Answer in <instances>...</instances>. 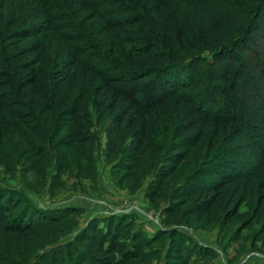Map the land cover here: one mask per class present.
<instances>
[{
  "label": "rangeland",
  "instance_id": "374dc122",
  "mask_svg": "<svg viewBox=\"0 0 264 264\" xmlns=\"http://www.w3.org/2000/svg\"><path fill=\"white\" fill-rule=\"evenodd\" d=\"M82 1L0 0V30L9 21L20 20L24 25L35 23L32 27L37 31L24 40L0 39V70L14 66V55L16 61L41 59L40 91L33 96L37 101L33 94L25 96L29 105L25 110L34 122L27 126L9 108L4 111L17 126H5L9 134L0 149V194L10 210L5 219L0 215V264H107L108 259L115 264H264L260 128L233 133L209 126L197 145L189 144L183 133L191 106L197 103L191 98L196 92L192 89L153 113L151 135L135 151L128 127L116 132L115 113L105 110L103 93L97 91L101 83L97 71H107L112 62L106 59L110 35L125 55L120 67L131 68L138 60L130 64L126 57L140 59V50L150 44L142 36L154 40L152 33H160L164 23L173 27L180 19L191 25L215 4L227 5L233 16L250 23L264 0H113L114 4L88 0V7ZM95 4L99 8L94 11ZM134 11L144 13L147 28L135 33L138 39L132 42L127 36L138 27H129L125 18ZM48 18L53 24H47ZM108 18L118 20L109 27ZM81 34L87 41L71 39ZM32 47L38 50L23 55ZM60 49L65 50L66 63L74 58L78 62L66 72L68 77L56 93L54 76L64 67L56 59ZM79 113L92 119L96 140L89 153L75 134L74 115ZM36 122L40 125L32 126ZM179 150H187V155L166 176ZM220 183L226 185L212 206L205 201L215 193L192 195L199 187ZM104 216L113 224L120 222L117 235L124 243L122 251L113 248L116 253H108L106 247L115 241L107 235L106 242L91 235L79 240L93 219ZM26 219L33 228L15 232V226ZM62 224L70 226L68 233L61 234ZM139 230L146 241L135 240ZM68 244L71 251L61 254L59 247ZM124 250L129 251L123 256Z\"/></svg>",
  "mask_w": 264,
  "mask_h": 264
},
{
  "label": "trees",
  "instance_id": "16d2710c",
  "mask_svg": "<svg viewBox=\"0 0 264 264\" xmlns=\"http://www.w3.org/2000/svg\"><path fill=\"white\" fill-rule=\"evenodd\" d=\"M112 1L105 0V3L114 4ZM89 3L88 0L82 1L84 7H88ZM262 6L264 4L250 23L248 20L244 23L243 20L233 16L225 4L212 5L208 14L197 18L191 25L181 22L180 19L173 27L164 23L159 29L160 33H152L156 36L154 40L142 36L141 40L149 41L150 44H146L143 50H140V59L132 55L126 57L130 64L138 60L131 68L120 67L124 63L125 55L123 49L110 35L112 42L106 59H112V62L104 64L108 67L107 71H97L101 78L97 91L99 94L103 93L105 110L115 113L118 126L113 128L116 132H119L123 125L128 127L126 130L132 134L130 146L133 150L140 151L144 142L149 139L151 135L148 133L149 119L153 113L166 106L170 99L181 98L185 95L182 94L184 91L192 89H196V92L191 95V98L197 99V103L191 106L188 123H185L186 134L183 133V139L189 144L197 145L204 136V129L209 126H214L217 132L223 130L233 133L259 127L261 134L264 135V8ZM123 7L130 10L128 4H124ZM98 8L95 4L93 10ZM110 16L114 17L112 14ZM128 18H130L129 21ZM128 18H125V23L129 27H138L137 32H130L127 36L129 40L135 42L138 39L135 33L140 34L145 31L147 20L144 13L138 11H134V14L129 15ZM115 20L117 21L118 18L112 21L108 18L107 25L110 27ZM47 24H53L51 18H48ZM33 25L35 23L24 25L20 20L9 21L6 29L0 30V39L9 37L24 40L35 36L37 31L35 27H32ZM48 27L51 28V26ZM237 33H240V36L235 37ZM71 39L77 42L87 41L82 34ZM32 50L35 52L38 48H29L23 55L33 53ZM64 52V49H60L56 57L57 61H61L64 66L54 76L56 93L67 79L66 74L71 66L78 62L77 58H74L66 63L67 59H63ZM75 54L78 52L75 51ZM11 59L14 66L0 70V88L4 89L3 92L0 91V149L9 134L5 126L15 125L5 117L4 111L9 108L15 118L31 126L30 123L34 122V117L25 110L29 107L25 96L33 94L31 95L33 97L35 94L34 97H38L40 91L41 76L38 63L41 59L37 57L16 61V55ZM114 63L116 65H113ZM34 97L33 100L37 101ZM74 122L77 124L75 131L77 141L86 153L91 152L96 140L91 116L79 113L74 115ZM36 123L32 126L40 125ZM116 142L114 141L113 146ZM186 155L187 150H179L172 156L173 167L166 176L176 171ZM222 183L208 189L199 187L198 190L192 191V195L204 192L208 196L209 193H215V196L205 201L206 205L212 206L217 202V197L226 185ZM259 191L262 192L261 203L264 204V182L259 187ZM2 201H4V195L0 194V215L4 214L5 219L10 210L9 206ZM21 216L15 217L13 221H18ZM57 221L58 219L55 218L53 223L57 224ZM31 224L32 222L26 219L24 223L17 224L14 230L17 233H24L26 229L33 228L30 227ZM66 227V224L60 225L61 234L70 231V226ZM121 227L118 220L116 224H113L108 217L96 218L87 227L86 234L79 235V240L85 241L91 235L104 241L107 235L115 242L111 241L106 250H109L108 253H116L113 248L122 251L124 247V243L118 241L117 235V229ZM135 235L140 236L135 238L136 241H146L141 231L139 233L136 231ZM141 237L145 238L141 239ZM105 242L101 244L103 249ZM58 250L61 254L65 250L71 251V245L61 246ZM129 250H124L125 253L123 251L122 255H127ZM106 263L115 264L109 259ZM177 263L180 264L181 261ZM183 264L186 262L184 261Z\"/></svg>",
  "mask_w": 264,
  "mask_h": 264
}]
</instances>
